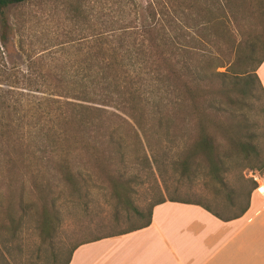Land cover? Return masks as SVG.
<instances>
[{"label":"trees","instance_id":"16d2710c","mask_svg":"<svg viewBox=\"0 0 264 264\" xmlns=\"http://www.w3.org/2000/svg\"><path fill=\"white\" fill-rule=\"evenodd\" d=\"M29 1L0 0V133L7 137L8 148L16 152L8 164L10 181L12 172L23 176L35 166L29 153L35 146L31 140L40 142L39 147L45 150L46 156L41 155L38 161L51 164L71 187L77 180L71 166L75 152L80 150L88 163L104 170L108 157L84 139L85 132L90 134L97 128L94 114L104 107L117 109L146 136L142 119L150 96L155 98L153 114L160 122L171 116L169 112L179 116L183 107L191 110L196 132L186 133L183 138L179 134L183 128L175 131V136L183 140L177 165L180 175L186 176L197 157L212 160L218 145L217 132L223 130L210 110L211 100L230 102L239 84L244 87L239 90L241 94L252 95L251 89L257 85L264 97L256 74L264 59V0H146L144 19L138 25L116 21V26L102 23L97 28L85 24L87 20L76 1L71 8L76 22L80 21L81 35L55 44L17 34V21L11 20L6 10ZM207 31H214L234 55L243 48L250 50L246 61L232 72L231 82L226 73L216 71L224 66L222 63L213 71L208 69L206 59L194 64L195 55L206 44ZM246 33L255 34L253 42L245 37ZM256 49L262 56L254 63L251 53ZM169 130L164 133L167 137ZM109 138L108 146H114L113 136ZM26 146L25 151L22 147ZM115 180L121 184L120 179ZM251 190L245 205L228 216L201 202L169 201L196 204L218 219L229 221L247 210ZM151 209L143 225L92 240L148 226ZM57 219L53 206H40L38 227L42 239L51 237ZM75 247L62 264H68Z\"/></svg>","mask_w":264,"mask_h":264},{"label":"rangeland","instance_id":"374dc122","mask_svg":"<svg viewBox=\"0 0 264 264\" xmlns=\"http://www.w3.org/2000/svg\"><path fill=\"white\" fill-rule=\"evenodd\" d=\"M76 1L85 24L96 28L116 21L138 25L144 19L146 0H31L8 8L6 15L17 21V34L24 39L43 38L54 44L76 40L81 35L80 21L76 22L71 8ZM192 17L195 21V14ZM254 35L246 33L245 37L253 42ZM205 41L194 64L206 59L213 71L222 63L216 71L226 73L231 82L232 72L246 61L250 50L243 48L234 55L214 31L206 32ZM251 56L255 63L262 53L256 49ZM256 86L252 95H243L239 90L244 87L237 85L230 102L211 100L210 110L223 130L217 132L212 160L197 157V165L193 164L186 176L180 175L177 165L183 140L175 131L183 128L179 132L183 138L196 132L191 110L183 107L179 116L169 112L171 116L160 122L153 114V96L144 107L146 136L117 109L104 107L94 114L97 128L85 132L84 139L109 160L102 170L88 163L80 150L75 152L71 165L75 187L51 164L38 161L41 155L46 156L45 150L32 140L35 146L29 153L35 166L23 176L12 172L10 181L8 164L16 152L8 148L7 137L0 133V264H62L72 247L81 242L143 225L152 205L161 200L201 202L224 216L236 214L247 202L256 179L264 178V97ZM166 129H170L168 137ZM110 135L115 143L111 147ZM112 179H120L121 184ZM43 203L53 206L58 215L54 232L45 239L38 227Z\"/></svg>","mask_w":264,"mask_h":264},{"label":"crops","instance_id":"0c3cea01","mask_svg":"<svg viewBox=\"0 0 264 264\" xmlns=\"http://www.w3.org/2000/svg\"><path fill=\"white\" fill-rule=\"evenodd\" d=\"M264 90V59L256 70ZM264 178L248 208L223 221L203 207L165 200L151 209L149 225L76 245L68 264H264Z\"/></svg>","mask_w":264,"mask_h":264},{"label":"built area","instance_id":"2783aa9c","mask_svg":"<svg viewBox=\"0 0 264 264\" xmlns=\"http://www.w3.org/2000/svg\"><path fill=\"white\" fill-rule=\"evenodd\" d=\"M258 181V179H256V182ZM261 213L264 215V204L262 206V209H261Z\"/></svg>","mask_w":264,"mask_h":264}]
</instances>
